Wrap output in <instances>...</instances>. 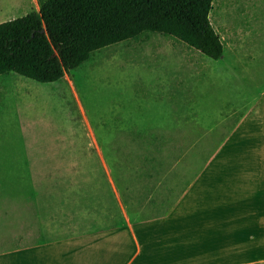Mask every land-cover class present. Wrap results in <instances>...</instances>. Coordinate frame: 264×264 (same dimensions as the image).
<instances>
[{"label": "rangeland", "instance_id": "1", "mask_svg": "<svg viewBox=\"0 0 264 264\" xmlns=\"http://www.w3.org/2000/svg\"><path fill=\"white\" fill-rule=\"evenodd\" d=\"M211 6L218 59L149 33L54 82L0 74V251L169 209L264 89V0Z\"/></svg>", "mask_w": 264, "mask_h": 264}, {"label": "crops", "instance_id": "2", "mask_svg": "<svg viewBox=\"0 0 264 264\" xmlns=\"http://www.w3.org/2000/svg\"><path fill=\"white\" fill-rule=\"evenodd\" d=\"M34 3L0 0V22ZM0 264H264V89L163 215L3 250Z\"/></svg>", "mask_w": 264, "mask_h": 264}, {"label": "trees", "instance_id": "3", "mask_svg": "<svg viewBox=\"0 0 264 264\" xmlns=\"http://www.w3.org/2000/svg\"><path fill=\"white\" fill-rule=\"evenodd\" d=\"M213 0H39V10L0 22V74L54 82L95 50L149 33L172 36L218 59Z\"/></svg>", "mask_w": 264, "mask_h": 264}]
</instances>
